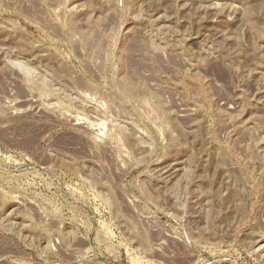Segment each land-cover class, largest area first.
<instances>
[{
    "label": "rangeland",
    "instance_id": "1",
    "mask_svg": "<svg viewBox=\"0 0 264 264\" xmlns=\"http://www.w3.org/2000/svg\"><path fill=\"white\" fill-rule=\"evenodd\" d=\"M0 264H264V0H0Z\"/></svg>",
    "mask_w": 264,
    "mask_h": 264
}]
</instances>
